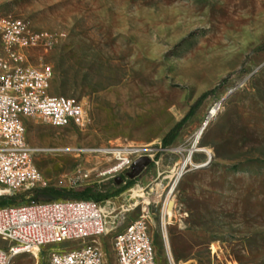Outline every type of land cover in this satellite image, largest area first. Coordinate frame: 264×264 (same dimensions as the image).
<instances>
[{"label": "rangeland", "instance_id": "1", "mask_svg": "<svg viewBox=\"0 0 264 264\" xmlns=\"http://www.w3.org/2000/svg\"><path fill=\"white\" fill-rule=\"evenodd\" d=\"M0 18L24 28L26 64L51 70L48 95L86 112L81 127L28 121L46 187L112 196L114 216L130 210L124 226L147 222L158 264H264V0H0ZM199 135L208 153L192 155L171 195ZM128 148L153 161L131 186V166L111 172L118 156L99 152ZM115 232L110 224L108 264ZM0 247L17 252L13 264H49L45 252Z\"/></svg>", "mask_w": 264, "mask_h": 264}, {"label": "built area", "instance_id": "2", "mask_svg": "<svg viewBox=\"0 0 264 264\" xmlns=\"http://www.w3.org/2000/svg\"><path fill=\"white\" fill-rule=\"evenodd\" d=\"M0 31L12 33L14 48L8 54L18 58L17 36L19 29L15 25L1 27ZM39 70V77L49 84L47 70ZM7 72H14L8 63V69H3L0 77V143L1 141H20L18 152H2L0 150V197L21 195L29 191L45 188L46 180L35 164V157L42 150L28 146H21V136H27L26 111H33L35 118L55 128H62V123H70L81 127L86 120L83 106L73 100L72 108H62L60 105H50V97L46 93L29 95L26 100H17V92L23 87H30L25 77L19 80H7ZM6 102H15V109H6ZM128 148L118 152L120 166L113 169L118 173L123 167H132L139 157H132V150ZM147 152L141 149V155ZM145 157V156H144ZM148 157V156H147ZM150 158V157H149ZM133 160H135L133 162ZM87 175L80 174L74 183L87 179ZM114 202L106 200L95 202L92 200H56L49 202H31L10 205L0 208V236H6L8 242H15L20 249L26 246H37L36 257H42L46 246L65 243V240L79 241L81 237H97V240H107L110 224L120 223L129 209H122L116 213ZM147 229L142 220L132 230V238L119 241L123 248L120 264H151V253L144 248V236ZM107 244V243H106ZM4 249V248H0ZM109 253V252H108ZM110 256V253H109ZM10 260L13 264V259ZM56 264H100L95 250L87 249L83 256L56 258Z\"/></svg>", "mask_w": 264, "mask_h": 264}, {"label": "bare ground", "instance_id": "3", "mask_svg": "<svg viewBox=\"0 0 264 264\" xmlns=\"http://www.w3.org/2000/svg\"><path fill=\"white\" fill-rule=\"evenodd\" d=\"M1 27H6L1 21ZM19 29V36H17V50H18V58H15L14 54H8L10 48H14V41H7L12 40V33H4L0 31V36L2 38V46L4 51H6L7 57L0 58V77H3V69H8V63H10V68L14 69V72H7V80H19L26 75V82L30 83V87H23L18 90L17 92V100H26L29 95L38 94L40 93H47L48 85L46 84L45 80L35 79L39 77V70H35L34 67L28 66L26 64L25 56L23 49L27 45V38L23 34V27H18ZM1 57V56H0ZM40 70H47V77H49V83L51 82L52 72L49 68H43ZM50 97V105H60L62 108H72L73 101L65 98V97ZM6 109H15V102H6ZM216 110H213L211 116L215 115ZM35 118V114L33 111H26V119L29 121L30 119ZM70 123H62V128L69 125ZM204 131V129L201 131ZM200 134V135H201ZM200 135L196 139L192 153L188 155L185 159L182 167L177 172L174 182L170 188L169 194L172 195V192L176 189L179 181L184 176L186 170L189 166H193L192 162V155L194 153H208L206 149L200 147ZM21 146H28L27 136H21ZM0 150L2 152H18L20 150V141H1L0 143ZM103 154H115L118 156V152H109L107 150H100ZM141 154L140 150L133 149L132 156ZM206 165V164H205ZM205 165H201L205 166ZM113 172V171H111ZM173 201V200H172ZM167 211L170 213L172 211V202L166 201ZM166 211V210H165ZM166 211V212H167ZM165 212V213H166ZM167 212V213H168ZM143 223V227H145L148 231L147 222L144 219H141ZM140 220L135 221L128 226H124V222L113 224L116 228L115 236L113 238V246L116 253V260L117 264H120V259L123 256V248H120L119 241L126 238H132V230H134L139 223ZM0 240L3 242H8L6 236H0ZM11 244H15V242H9ZM65 243L68 245L62 249L61 251L52 252L49 251L48 248L52 245L57 244H50L46 246L45 253L48 254V262L49 264H56V258H67V257H80L83 256L84 251L87 249L95 250L97 253L98 259L100 264H108V256L105 250L104 240H97V237H81L79 241L73 242V240H65ZM64 244V243H58ZM20 247L19 244H16ZM1 248V247H0ZM144 248H146L149 252H156L149 232H146V236H144ZM26 251L31 250L32 252L37 255V246H26V248H22ZM17 252L8 251L6 249H0V257H4V259H12ZM0 264H10V260H0ZM151 264H158L157 261V254L151 253Z\"/></svg>", "mask_w": 264, "mask_h": 264}, {"label": "trees", "instance_id": "4", "mask_svg": "<svg viewBox=\"0 0 264 264\" xmlns=\"http://www.w3.org/2000/svg\"><path fill=\"white\" fill-rule=\"evenodd\" d=\"M210 94H205L202 97L206 99ZM193 112L189 114L185 119L179 122L163 139L164 147H168L176 140L178 135L180 134L181 130L185 126V124L189 121L192 117ZM129 186L133 185V181L129 182ZM98 189L97 186H89L82 189L77 190H69L65 188H56V187H45V188H38L23 195H13V196H6L0 197V208L5 206L14 205L19 199H22V203H31V202H49V201H56V200H77V201H84V200H92L95 202H102L109 199L110 195H102L97 194L96 190ZM118 192L115 195H118Z\"/></svg>", "mask_w": 264, "mask_h": 264}, {"label": "water", "instance_id": "5", "mask_svg": "<svg viewBox=\"0 0 264 264\" xmlns=\"http://www.w3.org/2000/svg\"><path fill=\"white\" fill-rule=\"evenodd\" d=\"M152 159L145 156L136 160L129 173H127V177L129 180L133 181L139 178L152 164ZM117 185H121L123 183V178L117 177L115 179Z\"/></svg>", "mask_w": 264, "mask_h": 264}]
</instances>
